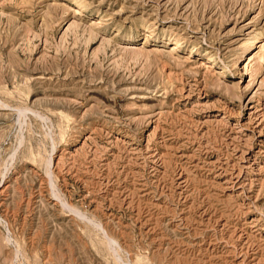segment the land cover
<instances>
[{
	"label": "rangeland",
	"instance_id": "1",
	"mask_svg": "<svg viewBox=\"0 0 264 264\" xmlns=\"http://www.w3.org/2000/svg\"><path fill=\"white\" fill-rule=\"evenodd\" d=\"M0 264H264V0H0Z\"/></svg>",
	"mask_w": 264,
	"mask_h": 264
}]
</instances>
